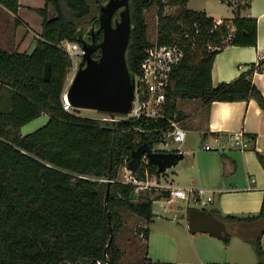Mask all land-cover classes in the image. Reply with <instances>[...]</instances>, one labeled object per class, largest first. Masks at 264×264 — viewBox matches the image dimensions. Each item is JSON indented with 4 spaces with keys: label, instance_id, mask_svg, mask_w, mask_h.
I'll list each match as a JSON object with an SVG mask.
<instances>
[{
    "label": "trees",
    "instance_id": "obj_1",
    "mask_svg": "<svg viewBox=\"0 0 264 264\" xmlns=\"http://www.w3.org/2000/svg\"><path fill=\"white\" fill-rule=\"evenodd\" d=\"M217 1L232 9L231 23L223 20L217 24L204 12L188 10V0H129L132 29L126 63L133 77L141 76V63L151 46L145 12L152 7L158 8L159 44H178L183 50L166 92L165 114L169 117L177 114L182 119L177 102L194 99L204 105L254 99L264 111V97L251 79L254 66L230 83L212 85L213 62L225 42L238 47L257 44L256 21L242 17L252 0ZM107 2L45 0L44 8L35 10L42 30L32 53L0 48V264H119L124 257L116 242L124 225L119 210L149 224L154 201L170 197L169 191L157 196L140 192L131 201L135 185L118 179L132 148L158 142L159 134L153 131L157 124L146 119L102 123L67 112L62 105L73 64L60 45L80 44L86 26L101 41L98 16ZM167 5L177 8V15H165ZM0 6L17 16L18 0H0ZM19 23L14 21L16 26ZM46 63L50 64L47 81L43 76ZM42 115L48 117L46 124L22 135L21 129ZM255 154L264 169V155ZM146 173L160 175L155 167L142 165L133 176L145 181ZM211 213L226 227L239 222L254 224L264 220V195L257 216ZM136 232L148 238V228ZM111 233L113 239L107 247ZM263 234L264 230L251 240L238 234L252 246L257 264H264Z\"/></svg>",
    "mask_w": 264,
    "mask_h": 264
},
{
    "label": "crops",
    "instance_id": "obj_2",
    "mask_svg": "<svg viewBox=\"0 0 264 264\" xmlns=\"http://www.w3.org/2000/svg\"><path fill=\"white\" fill-rule=\"evenodd\" d=\"M18 3L17 16L0 6V48L30 55L36 47V40L40 38L42 30L41 18L35 10L43 9L45 0H18ZM219 5L228 7L225 4ZM209 6V0L199 5L195 4V0H188L186 8L196 12H204L217 24L223 20H228V23H231L230 21L233 19L231 8V11L228 12V18L224 19L225 17L221 15V7L216 8L213 12ZM242 17L256 21L257 44L255 47H238L227 45L225 42V47L216 55L213 62L212 85L216 87L222 83H230L254 66L256 70L251 79L264 97V68L257 66L259 55L264 52V0H252L249 10L243 12ZM15 20L20 22L18 26L14 24ZM231 28L234 30L233 27ZM177 111L182 116V125L187 131V137L184 144L181 145L183 151L181 154L184 155L182 160L184 168L173 172V174L176 178L178 173L186 177V181L183 183V186L186 187L164 186L159 183L158 178L150 182L161 186L158 187L161 189L158 190L159 192L172 189L203 191L202 196L204 198L212 196V201L206 208L200 210H205L210 214H212L211 211H214L222 217L246 218L257 216L264 195V169L259 163L255 151L264 155V111L254 99L213 102L210 105H204L197 99L180 100L177 102ZM46 118L48 120L47 116ZM238 132L255 138L249 149L245 151L232 150L230 138L232 134ZM22 134L26 135L23 132ZM204 141L216 147L217 150L195 153L189 151ZM189 154L194 155V157L188 159L187 155ZM180 162L175 166L176 168ZM166 200L167 203H170L175 198L169 197ZM189 210L187 208V217ZM120 211L122 210H119V213ZM155 213L153 210L154 215ZM128 215L131 217L134 227L137 228L136 230L148 228V224L143 219L130 212ZM242 224L245 223H235L232 227H226L224 224L229 233L228 242L207 233L192 234L187 225L189 238L196 249V260L193 263L185 262L183 264H257L256 256L254 257L245 246L246 243H250L238 235L240 233L238 228ZM254 225L258 226L260 231L264 230V220L257 221ZM246 238L251 240L254 237ZM117 244L124 253L123 259L128 258L127 255L130 252L126 251L129 250H127V245L130 243L126 245L124 250L119 242ZM261 245L264 250V234L261 236ZM146 262L153 263L155 261L146 258ZM156 262L168 263L161 260ZM173 262L170 264H178Z\"/></svg>",
    "mask_w": 264,
    "mask_h": 264
},
{
    "label": "water",
    "instance_id": "obj_3",
    "mask_svg": "<svg viewBox=\"0 0 264 264\" xmlns=\"http://www.w3.org/2000/svg\"><path fill=\"white\" fill-rule=\"evenodd\" d=\"M117 11L118 19H114ZM98 21V31L102 32V40L95 49L83 39L80 42L84 54L65 96L73 109L92 110L99 114L127 115L134 100L135 88L138 86L126 63L132 29L129 0H108L100 7ZM97 49L100 50V56L95 59L93 52ZM43 76L45 81L49 79V63L45 65ZM144 156L147 157V165L155 167L158 174L165 173L184 159L181 153L153 152L147 143H143L130 151L127 168L133 175L141 169ZM108 195L109 189L105 195V209ZM137 195L134 190L130 193L129 199L136 201ZM107 217L109 220L108 211ZM187 225L192 234L207 233L219 239L229 237L224 223L205 210L190 209ZM112 239L111 233L107 247Z\"/></svg>",
    "mask_w": 264,
    "mask_h": 264
},
{
    "label": "rangeland",
    "instance_id": "obj_4",
    "mask_svg": "<svg viewBox=\"0 0 264 264\" xmlns=\"http://www.w3.org/2000/svg\"><path fill=\"white\" fill-rule=\"evenodd\" d=\"M205 1L206 0H195V4L199 5ZM209 2V7L210 9H212L213 12L216 8L221 7V5H219L221 3H218V1L216 0H209ZM221 8V15L225 17L224 19L228 18V12L231 11L230 7ZM157 10L158 8L154 6L145 12V19L147 24V37L149 41L152 40L157 31ZM177 10V8L167 5L164 8V14L167 16H175L178 13ZM89 29L90 27L86 26L84 29V33L87 34L89 32ZM75 61L76 60L74 59L72 60L73 67L68 74L64 90H66L71 84L72 79L77 71L78 64L81 61V58H77L76 63ZM71 112L91 119L106 117V115H100L95 111L86 109H72ZM46 119V116L42 115L40 118L28 123L25 127H23L24 129H22L21 132L26 135L27 133L29 134L34 132L35 130L41 128L46 124ZM136 141H138L137 138ZM175 147H177V145H171V148ZM193 157L194 155L192 154L187 155L188 159H191ZM182 168H184L183 161L180 162L177 168H170L166 171L165 174H162L159 177H157V175H154V177L153 175H150L146 177V179L148 178L147 180L151 181L155 178H158V181L161 185H168L171 187L179 186L184 188L186 186H183V183L186 181V177H184L181 173H178V177L176 178L175 174H173V172L179 171ZM127 178L128 173L124 170V168H121L118 179L122 182ZM158 190L161 189H159L158 187H148L144 190L137 191V193L140 194V192H146L145 194L147 196H151L152 194L157 196L159 193ZM187 208L200 209L198 206L194 205L192 200L187 202L185 200L175 199L170 203H167V200L164 198L160 200H155V202L153 203V210L156 213L153 217L152 222L147 225L149 231L147 239L138 237L139 234H137L136 232L137 228L134 227V225L132 224V220L131 217H129L128 215V211H120L119 214L122 217L123 222L125 223L117 237L116 242H119L123 250L125 249L126 245L130 243V245H127V250H129L126 251L130 253L127 255L128 258L122 259L119 264H139L146 261V258L154 260L155 262L153 263H157V260H161L162 262L164 261L168 263L174 261L173 263L178 264H183L185 262L193 263V261L196 260V249L189 238L190 234L187 229ZM134 218L136 219V217ZM254 224H242L239 226L238 231L245 237H256L259 235L260 230L259 227L255 226ZM245 246L255 257V253L252 249V246L248 243H246Z\"/></svg>",
    "mask_w": 264,
    "mask_h": 264
},
{
    "label": "built area",
    "instance_id": "obj_5",
    "mask_svg": "<svg viewBox=\"0 0 264 264\" xmlns=\"http://www.w3.org/2000/svg\"><path fill=\"white\" fill-rule=\"evenodd\" d=\"M149 42L151 46L145 51V57L141 63V76L139 78L134 77L135 83H138V86L135 88L134 100L130 112L127 115L103 114L104 116L106 115V117H99L94 120H98L102 123L138 121L140 119L151 120L157 124L153 131L158 132L159 134L158 142L151 147L152 151L158 153H182L181 145H183L186 140L187 131L184 129L182 120L178 118L177 114L169 117L165 114V109L166 92L170 84L171 74L180 64L184 53L178 44L160 45L158 42L157 31ZM60 48L70 57L71 60L74 59L77 61V58H81L84 54L80 44L77 43L62 42ZM257 66L264 68V52L259 55V64ZM66 90H64L62 96V105L65 111L71 112L73 108L65 96ZM139 131L142 132L141 130ZM230 139L231 148L236 151H245L249 149L250 144L253 142L250 136L241 132L232 134ZM171 145H177V147L171 148ZM214 150H217V148L204 141L189 151L195 153L210 152ZM147 164V157H142V165ZM124 170L128 173V178L122 182L134 184L136 192L148 187H161L156 183H151L147 180L148 178L145 181L137 180L127 167H124ZM146 177H148L147 173ZM101 181L113 182L111 180ZM169 191L170 198L181 199L187 202L192 200L194 205L198 206L200 209L206 208L212 201V196L204 198L202 196L203 191L201 190L172 189ZM140 237L143 238L142 235H140Z\"/></svg>",
    "mask_w": 264,
    "mask_h": 264
},
{
    "label": "flooded vegetation",
    "instance_id": "obj_6",
    "mask_svg": "<svg viewBox=\"0 0 264 264\" xmlns=\"http://www.w3.org/2000/svg\"><path fill=\"white\" fill-rule=\"evenodd\" d=\"M121 10V9H120ZM119 10V11H120ZM119 11H117V13H119ZM113 21H114V23H115V20L113 19ZM99 30V29H98ZM97 30V31H98ZM89 34V35H88ZM88 34H85L84 33V35H83V40L87 43V44H89V45H92V47H94V49H95V47L101 42V41H96V36L95 35H92V33L90 32H88ZM98 34H101V40H102V32H99L98 31ZM90 35H91V37H90ZM89 38H91V39H89ZM80 47H81V45H80ZM99 56H100V50L99 49H97V50H95L94 52H93V58H95V59H98L99 58ZM78 69V68H77Z\"/></svg>",
    "mask_w": 264,
    "mask_h": 264
}]
</instances>
